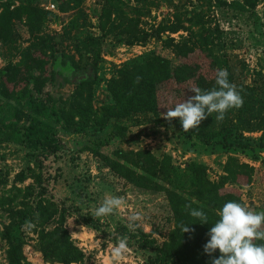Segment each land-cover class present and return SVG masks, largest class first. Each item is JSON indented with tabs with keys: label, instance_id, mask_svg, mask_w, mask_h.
Instances as JSON below:
<instances>
[{
	"label": "rangeland",
	"instance_id": "rangeland-1",
	"mask_svg": "<svg viewBox=\"0 0 264 264\" xmlns=\"http://www.w3.org/2000/svg\"><path fill=\"white\" fill-rule=\"evenodd\" d=\"M149 1L83 0L77 6L74 0H0V19L5 18L9 24L0 36V98L3 100L5 95L23 87L33 65L35 75L45 77L50 74L47 65L43 69L41 66L49 56L45 55L41 39L48 36L62 35V48L77 61L80 59L77 50L80 42L89 36L98 40L101 56L93 106L99 114L107 105L114 103L108 84L118 76L119 69L142 61L155 51L162 57L157 78L160 120L153 114H133L112 120L103 132L89 130L82 135L62 134L64 150L44 161L42 169L48 196L70 208L67 227L76 245L86 255L83 264H109L108 258L117 236L128 239L130 251L123 264H154V252L139 249L127 232L142 230L162 245L169 240L175 228L174 213L166 191L132 184L110 168L97 154L98 151L121 163L122 160L115 155L118 150L149 151L160 161L168 159L172 167L182 173L180 180L172 185L169 179L158 176L154 181L165 190L174 189L178 193L183 192V187L175 185L182 181L187 184L191 179L188 166L192 162L205 165L211 182H221L224 177H230L223 193L241 196L250 210L264 211V148L260 141L263 133H245L244 136L250 138L245 140L234 131L211 144L189 136L180 137L179 130L165 120L162 113L167 112L166 107H174L193 96L195 93L190 89L200 88L198 78H212L215 71L210 67L211 58L200 50L182 65L155 34L158 29L175 23H180L183 29L178 33L166 32L164 38L171 36L180 41L181 37L188 36L187 30L199 32L203 25L219 30L222 41L216 46L222 55L229 56L236 73L250 84L258 74H264V0L245 14L233 7V3L241 0ZM107 7L111 9V18L104 13ZM120 11L124 14L119 15ZM197 13L203 18H195ZM136 29L145 33L146 38L129 44L128 38L135 34ZM171 61L177 69L175 75L170 73ZM7 69L8 73L3 74ZM73 91V85L67 84L56 86L53 93L56 97H69ZM115 125L124 129L125 136H116L108 142ZM6 137L5 128H0V264H8V244L2 233L9 224L6 210L9 206L12 208L13 187L23 188L34 183L32 173L23 184L17 181V175L29 168L39 172L30 149L5 140ZM238 165L249 167L248 171L242 172L245 175L228 172L229 168L239 172ZM107 196H124L126 209L94 219L93 209ZM16 205L13 204V208ZM137 211L144 219L138 222L140 227L130 229L127 216ZM25 232L24 255L31 264H58L45 260L38 250L36 233L27 228Z\"/></svg>",
	"mask_w": 264,
	"mask_h": 264
},
{
	"label": "trees",
	"instance_id": "trees-1",
	"mask_svg": "<svg viewBox=\"0 0 264 264\" xmlns=\"http://www.w3.org/2000/svg\"><path fill=\"white\" fill-rule=\"evenodd\" d=\"M82 1L74 0L77 6ZM136 1L150 2L149 0ZM259 1H236L233 7L245 14L249 9H254ZM116 9L121 10L119 6H116ZM104 13L111 18V9L107 7ZM118 14L124 13L120 11ZM195 18L200 20L203 17L197 13ZM5 20V18L0 19V36L9 28ZM182 29L180 23H175L158 29L155 34L166 49L172 50L174 57L181 61L182 65L197 51L206 52L211 58L210 67L215 74L219 69H227L228 80L240 91L244 103L239 109H230L223 121H217V114L213 113L201 122L199 128L187 133L183 131L179 118L173 119L170 124L179 130L180 137L189 136L205 144H211L217 139L223 140L234 131L245 140H250L244 136L245 133L262 132L260 141L264 148V74L260 73L252 83H246L241 75L236 73L229 56L222 55L216 46L217 42L222 41L219 30H211L203 25L199 32L187 30L188 36L181 37L180 41L171 36L164 38L166 32L178 33ZM133 33L135 34L128 38L129 44L146 38L145 33L137 29ZM63 38L62 35H55L41 39L45 55H49L47 62L41 63V66L42 69L46 65L50 68L48 76L35 75L33 65V70L30 68L28 79L23 87L14 90L10 95H5L3 97L5 100L0 98V128H5L7 132L5 140L29 148L39 170L35 172L29 168L28 171H21L17 175V181L23 184L32 173L34 183L23 188L13 187L12 208L9 206L6 210L9 214V224L5 226L2 233L3 239L8 244V264H31L24 255V247L27 243L25 221L35 224L31 231L38 235V250L43 253L48 263L83 264L85 261V253L76 245L67 227L71 210L65 203H58L48 196L49 189L42 169L46 159L64 150L62 134L82 135L89 130L103 132L112 120L128 118L133 114H153L160 120L161 104L157 78L161 55L155 51L144 60L124 65L119 69L118 76L108 84L114 103L107 105L99 114L93 106V94L101 56L98 40L89 36L81 41L77 47L80 55L77 61L73 55L67 54L62 48ZM170 66V73L175 75L177 69L172 61ZM5 73H8V69L3 72ZM137 77H141L139 83H136ZM197 82L202 90H210L216 86L215 75L212 78H198ZM67 84L74 87L71 96L56 97L53 93L54 88ZM112 131L108 142L116 136H125L121 126L115 125ZM97 154L118 175L132 184L141 188L166 191L175 220V228L169 240L159 245L156 239L142 230L137 233L127 232L135 239L139 249L154 252V264H210L211 258L204 253L203 246L209 239L206 233L213 226L212 223L219 219L216 214L217 209L228 201H236L246 206L241 196L223 193L226 180L230 177H224L221 182H211L207 178L205 165L192 162L188 166V170L192 173L191 179L187 184L182 181L175 185L183 187L184 193H178L174 189L165 190L154 181L158 176L169 179L172 185L180 180L182 173L175 170L168 159L160 161L149 151L135 153L118 150L115 155L122 160L123 163H121L102 155L99 151ZM238 169L239 172L229 168L228 172L238 175L248 171L249 167L238 165ZM0 182L2 183V179ZM186 187L188 188L185 189ZM13 204H17L16 208H13ZM187 204H191L192 208L203 210L208 216L209 223L200 224L198 220L192 218L189 215V209L185 207ZM181 224H192L190 227L195 231L182 234ZM257 243H264V241H257ZM213 255L218 258L220 253L217 250Z\"/></svg>",
	"mask_w": 264,
	"mask_h": 264
},
{
	"label": "clouds",
	"instance_id": "clouds-1",
	"mask_svg": "<svg viewBox=\"0 0 264 264\" xmlns=\"http://www.w3.org/2000/svg\"><path fill=\"white\" fill-rule=\"evenodd\" d=\"M227 69H219L215 74L216 86L210 90H202L192 87L193 96L176 103L174 107H166L163 118L171 122L179 118L185 133L200 127L201 122L216 113V120L223 121L230 109H239L244 100L236 86L229 82ZM141 77L136 78L139 83ZM127 207L124 196H107L93 209L94 219L107 217L116 211H123ZM189 209V215L199 221L200 224L209 223L206 213L198 208H192L191 204L185 205ZM219 219L212 223V227L206 233L209 237L203 246L204 253L210 259V264H264V211L250 210L236 201H228L217 209ZM144 216L140 212H132L127 216L128 227L136 229L140 227V221ZM193 224V223H192ZM192 224H181V232L190 233L195 230ZM25 228L31 230L35 224L25 221ZM74 234V233H73ZM116 243L112 246L109 255V264H123L130 251L126 236L115 237ZM219 251V257L213 254Z\"/></svg>",
	"mask_w": 264,
	"mask_h": 264
}]
</instances>
